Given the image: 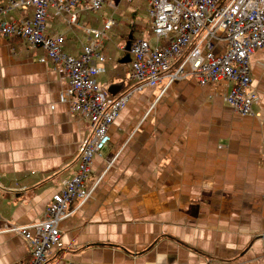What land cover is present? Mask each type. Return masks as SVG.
<instances>
[{
  "label": "crops",
  "instance_id": "0c3cea01",
  "mask_svg": "<svg viewBox=\"0 0 264 264\" xmlns=\"http://www.w3.org/2000/svg\"><path fill=\"white\" fill-rule=\"evenodd\" d=\"M149 9L147 0H108L97 11L48 8L47 32L65 35L64 52L74 57L89 29L117 22L100 46L106 60L96 79L111 100L132 95L87 186L100 181L84 204L70 203L74 212L59 224L64 247L47 264H264V49L251 56L259 95L251 115L226 100L229 81L166 76L135 89L131 60H123L136 39L155 44ZM7 17L31 20L34 9ZM227 48L216 41L213 52ZM68 86L65 65L44 47L0 35V264L29 263V244L8 228L44 218L78 169L90 123L71 111L73 97L61 101Z\"/></svg>",
  "mask_w": 264,
  "mask_h": 264
},
{
  "label": "built area",
  "instance_id": "2783aa9c",
  "mask_svg": "<svg viewBox=\"0 0 264 264\" xmlns=\"http://www.w3.org/2000/svg\"><path fill=\"white\" fill-rule=\"evenodd\" d=\"M108 0H11L0 6V35L22 37L32 47L42 46L50 58L64 64L69 86L61 94V101L73 97L71 111L86 116L90 133L78 153V169L64 179L54 193L44 218L26 225H13L8 231L22 235L30 248L28 264H47L54 250L64 247L59 224L75 209L70 203L77 199L79 206L93 194L97 182L88 188L93 162L101 156L111 141L109 129L132 95L128 91L118 99L109 98L108 89L97 82L103 71L105 56L99 51L104 37L117 24L108 19L102 28L89 29L87 43L79 57L64 52L66 37L47 32L48 8L55 6L62 12L85 5L91 10L101 9ZM131 1V0H127ZM150 6V34L155 40L141 37L128 49L131 56V79L135 89L157 86L167 76L175 79L194 76L201 85L229 81L232 88L226 96L228 103L240 114H254L259 95L252 84L251 56L264 49V0H147ZM34 9L31 20H9L15 9ZM77 14L71 22L77 21ZM216 41L228 44L226 52L216 56ZM124 48V47H123ZM176 69L172 71L173 65Z\"/></svg>",
  "mask_w": 264,
  "mask_h": 264
},
{
  "label": "water",
  "instance_id": "95a60500",
  "mask_svg": "<svg viewBox=\"0 0 264 264\" xmlns=\"http://www.w3.org/2000/svg\"><path fill=\"white\" fill-rule=\"evenodd\" d=\"M127 49H129V45L127 47ZM131 60L130 54H128L125 58H124V62H129Z\"/></svg>",
  "mask_w": 264,
  "mask_h": 264
},
{
  "label": "trees",
  "instance_id": "16d2710c",
  "mask_svg": "<svg viewBox=\"0 0 264 264\" xmlns=\"http://www.w3.org/2000/svg\"><path fill=\"white\" fill-rule=\"evenodd\" d=\"M133 34H134V32H133ZM134 39H135V37H133V39H130V42H132ZM176 65H177V63H175V64L173 65V67H172L171 70H175V69H176Z\"/></svg>",
  "mask_w": 264,
  "mask_h": 264
},
{
  "label": "rangeland",
  "instance_id": "374dc122",
  "mask_svg": "<svg viewBox=\"0 0 264 264\" xmlns=\"http://www.w3.org/2000/svg\"><path fill=\"white\" fill-rule=\"evenodd\" d=\"M122 5H125V4H122Z\"/></svg>",
  "mask_w": 264,
  "mask_h": 264
}]
</instances>
